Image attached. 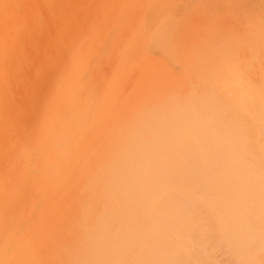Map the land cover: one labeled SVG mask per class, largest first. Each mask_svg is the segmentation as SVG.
I'll return each instance as SVG.
<instances>
[{
	"label": "bare ground",
	"instance_id": "6f19581e",
	"mask_svg": "<svg viewBox=\"0 0 264 264\" xmlns=\"http://www.w3.org/2000/svg\"><path fill=\"white\" fill-rule=\"evenodd\" d=\"M0 264H264V0H0Z\"/></svg>",
	"mask_w": 264,
	"mask_h": 264
},
{
	"label": "rangeland",
	"instance_id": "374dc122",
	"mask_svg": "<svg viewBox=\"0 0 264 264\" xmlns=\"http://www.w3.org/2000/svg\"><path fill=\"white\" fill-rule=\"evenodd\" d=\"M219 257H220V256H219ZM219 257H218V258H219ZM221 258H222V256H221ZM219 259H220V258H219Z\"/></svg>",
	"mask_w": 264,
	"mask_h": 264
}]
</instances>
